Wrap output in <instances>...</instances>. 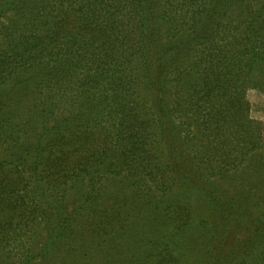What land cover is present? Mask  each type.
Wrapping results in <instances>:
<instances>
[{
	"label": "trees",
	"instance_id": "16d2710c",
	"mask_svg": "<svg viewBox=\"0 0 264 264\" xmlns=\"http://www.w3.org/2000/svg\"><path fill=\"white\" fill-rule=\"evenodd\" d=\"M215 1L0 0V264H264V194L221 201L178 147L245 115L221 82L264 60L263 1L184 69Z\"/></svg>",
	"mask_w": 264,
	"mask_h": 264
},
{
	"label": "rangeland",
	"instance_id": "374dc122",
	"mask_svg": "<svg viewBox=\"0 0 264 264\" xmlns=\"http://www.w3.org/2000/svg\"><path fill=\"white\" fill-rule=\"evenodd\" d=\"M219 1L213 2L212 6L219 10V6L223 7V11H226L224 19L219 21L221 18L218 19L220 16L218 14L219 16L211 18L209 23L217 22L215 32L217 29H223V32L219 35H217L218 32L214 33L211 38L201 40L197 44L192 41L183 65L185 70L203 50L205 53L208 51L212 40H219L223 35L237 34L244 27L243 22L246 17H250L254 9L259 7L264 0H229V3L223 6L218 4ZM227 62L224 60L225 65ZM248 63H251L252 67ZM233 65L235 68L231 76L227 75L228 78L220 76L223 80L224 77L226 78L221 82V87L224 83L226 87L224 89L227 92L225 94L227 96L224 97L227 98L230 95L241 98L240 103L245 106L243 109L245 115L240 114L238 99H235L233 103L238 106L237 111L226 115L225 122L219 119L221 121L219 137L215 138L214 135L202 137L201 142L193 144L196 146L195 149L191 145L188 146L185 141L183 144L178 143L182 160L188 163V167L198 164L199 167H193L194 174L198 176L200 183L214 185V189L218 190L216 197L221 201L231 194L239 197L240 193L252 189V186V193L255 192L258 196L264 194V60L254 62L236 60ZM231 69L230 65L228 69L225 66L218 70L222 75H226ZM221 90V94L225 93L222 88ZM210 102H206L205 114L207 116L212 110ZM190 127L189 129H192V126ZM195 140L196 138L194 142ZM201 193L197 189L192 195L191 202L195 213L204 215L206 219L211 216V212ZM249 208L252 216H257L259 211L264 209V203H253ZM215 241L217 244L218 237ZM262 252L264 253V250Z\"/></svg>",
	"mask_w": 264,
	"mask_h": 264
}]
</instances>
